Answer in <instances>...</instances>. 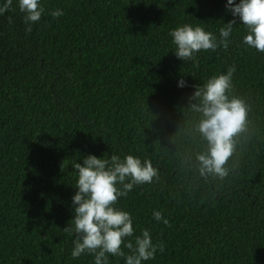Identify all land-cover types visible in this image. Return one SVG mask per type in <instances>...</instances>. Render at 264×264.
Segmentation results:
<instances>
[{
	"label": "trees",
	"instance_id": "1",
	"mask_svg": "<svg viewBox=\"0 0 264 264\" xmlns=\"http://www.w3.org/2000/svg\"><path fill=\"white\" fill-rule=\"evenodd\" d=\"M224 2L41 0L30 32L15 0L0 15V264H93L91 254L71 257L74 237L63 230L71 164L88 154H132L158 169L115 205L130 213L134 235L147 229L164 244L142 264H264V52L243 44L238 18L227 47L194 61L177 58L168 35L189 23L218 37L234 19ZM56 9L63 15L53 18ZM233 65L231 94L249 105V130L228 176L202 178L181 163L204 147L188 134L198 116L188 97Z\"/></svg>",
	"mask_w": 264,
	"mask_h": 264
},
{
	"label": "clouds",
	"instance_id": "2",
	"mask_svg": "<svg viewBox=\"0 0 264 264\" xmlns=\"http://www.w3.org/2000/svg\"><path fill=\"white\" fill-rule=\"evenodd\" d=\"M15 3L23 14L25 31L30 32L33 23L44 13L41 0H15ZM12 4L13 0H3L0 15L10 10ZM224 8L234 19L218 29V37L189 23L169 31L177 58L194 61L200 51L227 47L237 18L246 30L243 44L264 52V0H225ZM50 15L60 17L63 11L56 9ZM234 71L235 66H229L225 72L208 77L202 85H193L194 91L188 97L187 108L198 114L188 134H198L204 147L181 163L194 167L202 178L223 180L228 176L229 168L225 165L235 152L238 138L249 130V105L243 98L231 94ZM176 84L186 86L183 77ZM71 167L76 175V191L71 197L73 215L71 226L63 229L74 237L71 257L91 254L93 264H109V256H112L122 258L124 264H142L153 259L157 251H164V244L153 242L147 229L134 235L130 213L115 206L118 198L126 196L134 185L150 184L158 177V169L148 159L141 160L132 154H125L123 158L88 154L82 157L81 163L72 162ZM152 217L168 223L160 211L153 210Z\"/></svg>",
	"mask_w": 264,
	"mask_h": 264
}]
</instances>
